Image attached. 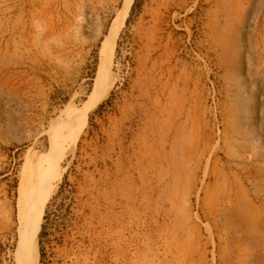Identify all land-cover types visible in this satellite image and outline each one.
Returning a JSON list of instances; mask_svg holds the SVG:
<instances>
[{
  "label": "rangeland",
  "instance_id": "rangeland-1",
  "mask_svg": "<svg viewBox=\"0 0 264 264\" xmlns=\"http://www.w3.org/2000/svg\"><path fill=\"white\" fill-rule=\"evenodd\" d=\"M122 3L0 0V264H264V0H133L70 143Z\"/></svg>",
  "mask_w": 264,
  "mask_h": 264
},
{
  "label": "bare ground",
  "instance_id": "bare-ground-1",
  "mask_svg": "<svg viewBox=\"0 0 264 264\" xmlns=\"http://www.w3.org/2000/svg\"><path fill=\"white\" fill-rule=\"evenodd\" d=\"M133 0H123L121 9L117 12L116 19L110 29L108 36L102 43L99 51L100 64L95 80V86L91 97L84 105L80 114L77 116L74 124L69 129V142H75L82 129L85 114L91 108L95 107L102 99L103 95L113 85L114 78L110 72L113 54L115 50V43L118 34L125 23L129 9ZM46 194L41 192L37 197L36 203L32 206L30 211L26 212L23 217V222L19 229V249L16 257V264H37L39 251L37 238L41 229V221L43 216V207L45 203Z\"/></svg>",
  "mask_w": 264,
  "mask_h": 264
},
{
  "label": "trees",
  "instance_id": "trees-1",
  "mask_svg": "<svg viewBox=\"0 0 264 264\" xmlns=\"http://www.w3.org/2000/svg\"><path fill=\"white\" fill-rule=\"evenodd\" d=\"M136 7V3L134 4L133 9ZM56 215L55 212L50 211V207L47 208L43 221L44 223L41 226V232L39 233V249H40V263L44 264L47 258V253H46V245L49 244L50 240L49 235L50 233L48 230L52 227L53 225V219L52 215Z\"/></svg>",
  "mask_w": 264,
  "mask_h": 264
}]
</instances>
